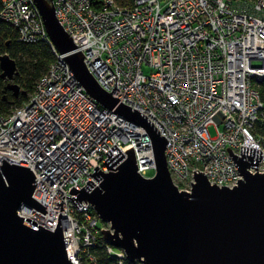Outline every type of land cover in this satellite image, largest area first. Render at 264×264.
Instances as JSON below:
<instances>
[{
  "label": "built area",
  "instance_id": "1",
  "mask_svg": "<svg viewBox=\"0 0 264 264\" xmlns=\"http://www.w3.org/2000/svg\"><path fill=\"white\" fill-rule=\"evenodd\" d=\"M127 1L51 4L100 89L138 113L166 141L173 184L190 192L193 172H200L210 186L236 187L243 178L227 148L239 159L240 147L259 150L257 172L246 171L264 174V134L256 133L264 125V103L255 88L264 80V0ZM0 19L18 31L22 43L44 42L54 56L28 101L0 116V166L4 160L28 168L36 183L32 198L46 211L22 207L18 217L54 232L63 197L58 227L68 259L97 264L89 249L109 226H98L89 204L81 202L77 209L64 196L76 198L69 191H80L87 181L94 184L90 190L98 186L101 179L88 174L96 166L95 173L111 171L103 163L106 152L118 154L111 150L114 145L123 156L131 147L137 173L152 178L151 141L143 128L84 92L65 55L50 43L32 0H0ZM104 247L119 264L126 260L122 251Z\"/></svg>",
  "mask_w": 264,
  "mask_h": 264
},
{
  "label": "water",
  "instance_id": "2",
  "mask_svg": "<svg viewBox=\"0 0 264 264\" xmlns=\"http://www.w3.org/2000/svg\"><path fill=\"white\" fill-rule=\"evenodd\" d=\"M43 21L46 35L65 61L84 92L99 106L145 130L152 145L155 171L150 179L137 173L133 149L125 156L108 151L103 174L96 166L92 175L98 186L86 182L80 191L72 188L69 199L78 209L89 204L101 223L104 243L124 253L137 264H264V174L246 169L257 164L259 150L240 147L239 159L226 149L243 180L229 189L210 186L203 173L193 175L191 191H179L173 184L165 159L166 141L138 113L118 105L104 93L88 73L82 55L58 23L51 0H32ZM1 79L17 98L20 88L13 83L16 65L0 56ZM122 160V161H121ZM121 161V162H119ZM0 166V264H72L65 251L59 219L54 232L18 217L22 207L45 214L32 198L34 175L28 169L4 160ZM119 162V164H117ZM115 169H112L113 166ZM214 184V183H213ZM90 190V191H89ZM68 238V237H67ZM70 239V238H69Z\"/></svg>",
  "mask_w": 264,
  "mask_h": 264
},
{
  "label": "trees",
  "instance_id": "3",
  "mask_svg": "<svg viewBox=\"0 0 264 264\" xmlns=\"http://www.w3.org/2000/svg\"><path fill=\"white\" fill-rule=\"evenodd\" d=\"M99 3L101 0H94ZM118 4L127 0H115ZM7 55L16 65L17 75L13 83L19 86L20 94L15 98L9 91V82L0 77V116L9 114L12 109L26 103L34 91L37 81L54 62L50 47L44 42L26 44L19 40L18 31L9 23L0 19V56ZM1 76V70H0ZM264 103V80L255 86ZM256 133L264 134V125L256 128ZM97 264H119L115 257L106 254L104 241L98 239L96 247L89 249ZM83 264L88 263L85 259ZM120 264H132L122 260ZM137 264V263H134Z\"/></svg>",
  "mask_w": 264,
  "mask_h": 264
},
{
  "label": "rangeland",
  "instance_id": "4",
  "mask_svg": "<svg viewBox=\"0 0 264 264\" xmlns=\"http://www.w3.org/2000/svg\"><path fill=\"white\" fill-rule=\"evenodd\" d=\"M142 70H143V72H144L145 75H148V74H149V70H148L147 67L143 66V67H142ZM14 109H16V108H14ZM14 109H12V110H14ZM208 132H209V134H210L211 137H214V136H215V129H214V127H210V128L208 129ZM149 175H152V173H149ZM103 225H104V224L101 223V222L99 221L98 226H99V227H102Z\"/></svg>",
  "mask_w": 264,
  "mask_h": 264
}]
</instances>
